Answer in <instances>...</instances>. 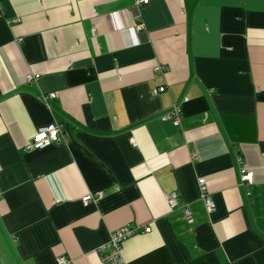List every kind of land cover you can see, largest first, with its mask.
I'll return each instance as SVG.
<instances>
[{
	"label": "crops",
	"instance_id": "crops-1",
	"mask_svg": "<svg viewBox=\"0 0 264 264\" xmlns=\"http://www.w3.org/2000/svg\"><path fill=\"white\" fill-rule=\"evenodd\" d=\"M126 225L122 264H264V0H0L4 259L103 264Z\"/></svg>",
	"mask_w": 264,
	"mask_h": 264
},
{
	"label": "built area",
	"instance_id": "built-area-1",
	"mask_svg": "<svg viewBox=\"0 0 264 264\" xmlns=\"http://www.w3.org/2000/svg\"><path fill=\"white\" fill-rule=\"evenodd\" d=\"M136 4L138 6L146 4L149 2V0H135ZM138 20L140 17H137ZM137 28L142 29L143 25L140 23H137ZM160 69V68H159ZM41 78L40 73H30L27 76V82L32 83ZM163 88L155 90V93L162 90ZM57 97L56 93H49L48 95L44 96L45 101L53 100ZM182 119V113L181 109L178 105H175L173 109H171L168 113L163 115V120H169L174 125L180 126ZM62 141V129L57 124H50L47 126H44L40 129H38L37 133L34 135L32 142L28 145L29 148H39L47 146L53 142H60ZM253 173L250 171H247V169L242 168V180L244 183H251L253 182ZM199 185L201 190V197L204 199L207 209L212 212L215 209V203L213 199L208 194V189L206 185V179L201 178L199 179ZM104 192L98 191L93 194H88L85 197H83L84 203H89L90 201L97 200L101 197H103ZM167 202L170 207V209H174L177 207L180 203L179 196L177 193H169L167 194ZM183 213L186 217V219L189 222L193 221V216L191 214V211L188 207V205L184 204L182 205ZM146 232L150 231V227H145L144 229ZM136 230L128 225L120 227L119 229L115 230L110 237V240L101 247L100 252L102 253L101 260L103 264H122V245L123 242L132 236ZM59 264H72V260L67 256H60L58 258Z\"/></svg>",
	"mask_w": 264,
	"mask_h": 264
},
{
	"label": "rangeland",
	"instance_id": "rangeland-1",
	"mask_svg": "<svg viewBox=\"0 0 264 264\" xmlns=\"http://www.w3.org/2000/svg\"><path fill=\"white\" fill-rule=\"evenodd\" d=\"M7 261H8V259L7 258H6V260L4 259L2 249L0 248V264H8Z\"/></svg>",
	"mask_w": 264,
	"mask_h": 264
}]
</instances>
